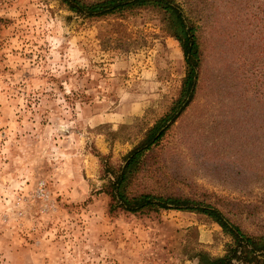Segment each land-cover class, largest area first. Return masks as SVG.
Masks as SVG:
<instances>
[{
  "label": "rangeland",
  "instance_id": "1",
  "mask_svg": "<svg viewBox=\"0 0 264 264\" xmlns=\"http://www.w3.org/2000/svg\"><path fill=\"white\" fill-rule=\"evenodd\" d=\"M179 2L198 26L200 78L158 161L173 188L257 205L264 221V0ZM185 73L158 12L85 19L61 0H0V264L225 254L232 238L206 215L112 214L105 192ZM250 218L238 222L254 231Z\"/></svg>",
  "mask_w": 264,
  "mask_h": 264
},
{
  "label": "trees",
  "instance_id": "2",
  "mask_svg": "<svg viewBox=\"0 0 264 264\" xmlns=\"http://www.w3.org/2000/svg\"><path fill=\"white\" fill-rule=\"evenodd\" d=\"M71 11L85 19L110 16L126 17L147 10L162 15L166 30L172 32L184 52L186 73L178 97L169 110L145 133L143 139L124 157V163L112 173L105 192L110 197V213H158L183 210L206 215L218 223L232 238L222 256L199 254V264H264V221L254 217L259 206L241 202L209 201L205 195L194 197L172 187L170 176L158 161L160 144L178 119L193 102L200 78L202 49L198 26L186 13L179 0H61ZM252 217L254 231L238 222L242 216Z\"/></svg>",
  "mask_w": 264,
  "mask_h": 264
}]
</instances>
